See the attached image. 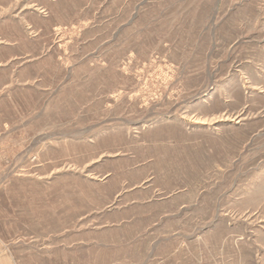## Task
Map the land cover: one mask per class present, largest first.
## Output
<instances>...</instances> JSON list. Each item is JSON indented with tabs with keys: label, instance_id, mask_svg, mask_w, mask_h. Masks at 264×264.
Segmentation results:
<instances>
[{
	"label": "rangeland",
	"instance_id": "obj_1",
	"mask_svg": "<svg viewBox=\"0 0 264 264\" xmlns=\"http://www.w3.org/2000/svg\"><path fill=\"white\" fill-rule=\"evenodd\" d=\"M0 264H264V0H0Z\"/></svg>",
	"mask_w": 264,
	"mask_h": 264
}]
</instances>
